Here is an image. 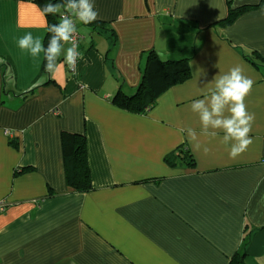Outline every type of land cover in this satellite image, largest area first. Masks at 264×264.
<instances>
[{
  "label": "crops",
  "instance_id": "0c3cea01",
  "mask_svg": "<svg viewBox=\"0 0 264 264\" xmlns=\"http://www.w3.org/2000/svg\"><path fill=\"white\" fill-rule=\"evenodd\" d=\"M92 2L116 38L77 22L88 36L68 75L18 47L28 32L45 47L35 0H0V264H264V0ZM150 52L190 59L191 77L146 114L116 107L121 89L136 93ZM235 66L253 81L244 103L254 120L253 143L231 159L222 132L199 135L190 105ZM65 133L87 138L89 193L68 186ZM180 147L194 167L168 166Z\"/></svg>",
  "mask_w": 264,
  "mask_h": 264
},
{
  "label": "clouds",
  "instance_id": "9594fccd",
  "mask_svg": "<svg viewBox=\"0 0 264 264\" xmlns=\"http://www.w3.org/2000/svg\"><path fill=\"white\" fill-rule=\"evenodd\" d=\"M42 15H57V23L48 25L51 33L48 46L45 48L39 37L31 32L24 34L17 41L18 47L26 51L33 58L43 53L46 61V71L53 72L57 60L61 56L64 44L71 43L64 54V63L69 69H74L80 53L78 45L73 42L76 33V22L84 25L91 24L98 18L92 0H66V3H46L41 9ZM213 86L204 94L202 99L194 100L190 109L199 118V135L217 138L228 149L229 158L235 159L244 153L253 143L249 133L254 116L246 110L245 97L252 89L253 81L243 75L240 66L231 68L228 72H220L210 82ZM189 141L199 148L200 142L197 132L187 129ZM205 151L207 149L205 148Z\"/></svg>",
  "mask_w": 264,
  "mask_h": 264
},
{
  "label": "trees",
  "instance_id": "16d2710c",
  "mask_svg": "<svg viewBox=\"0 0 264 264\" xmlns=\"http://www.w3.org/2000/svg\"><path fill=\"white\" fill-rule=\"evenodd\" d=\"M40 9H43L46 3H66V0H35ZM249 8L230 9L228 16L219 24L230 26ZM48 25L57 23L59 14L47 15ZM78 22V21H77ZM76 22V23H77ZM96 33L110 34L112 39L116 38L115 31L110 24L100 21H94L85 25ZM80 36L79 32L76 31ZM51 33L47 31L45 38V48L48 46ZM81 37V36H80ZM251 59V58H249ZM251 62L260 67L257 61L251 59ZM45 69V67H44ZM44 72V70H43ZM191 77L190 59H180L177 61H161L154 52L148 54L147 68L144 73L142 83L136 93L128 95L121 89L112 100V103L128 112L136 114H146L155 104L156 99L164 91V87H170L183 83ZM63 150L67 166V181L69 188L74 193H89L93 190L92 174L88 162V144L87 138L81 135L65 133L63 135ZM169 167L174 168L178 163H184L189 166L195 165V160L186 147H180L176 152L166 158ZM231 264H243L240 256H236Z\"/></svg>",
  "mask_w": 264,
  "mask_h": 264
},
{
  "label": "built area",
  "instance_id": "2783aa9c",
  "mask_svg": "<svg viewBox=\"0 0 264 264\" xmlns=\"http://www.w3.org/2000/svg\"><path fill=\"white\" fill-rule=\"evenodd\" d=\"M80 39H81V37L78 35V33L77 32L74 33V40H73V42H75L77 45H79ZM69 44L71 45V43H69ZM77 51H78V48H77ZM80 61H81V55H80V58L77 59V61H76L75 68L74 69H69L68 68L69 72H71L72 74H75V72H76V70H77V68L79 66ZM7 134H9V133H7ZM0 211H4L3 210V205H0Z\"/></svg>",
  "mask_w": 264,
  "mask_h": 264
},
{
  "label": "rangeland",
  "instance_id": "374dc122",
  "mask_svg": "<svg viewBox=\"0 0 264 264\" xmlns=\"http://www.w3.org/2000/svg\"><path fill=\"white\" fill-rule=\"evenodd\" d=\"M85 29H87L86 27H85ZM77 31L79 32V34L82 36V37H84V38H87V33L85 32V30H84V27H80V25L77 27ZM87 31V30H86ZM68 45V44H67ZM61 63H63V62H61ZM59 66H63V68L66 70L65 72L67 73V71H68V75L70 74L69 73V70L67 69V67L64 65V63L63 64H61V65H57L56 66V68H58ZM71 75V74H70Z\"/></svg>",
  "mask_w": 264,
  "mask_h": 264
}]
</instances>
